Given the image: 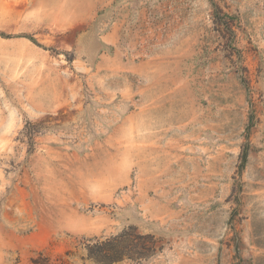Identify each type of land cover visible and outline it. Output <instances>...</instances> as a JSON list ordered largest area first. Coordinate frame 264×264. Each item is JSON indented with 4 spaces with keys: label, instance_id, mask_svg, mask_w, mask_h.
<instances>
[{
    "label": "rangeland",
    "instance_id": "rangeland-1",
    "mask_svg": "<svg viewBox=\"0 0 264 264\" xmlns=\"http://www.w3.org/2000/svg\"><path fill=\"white\" fill-rule=\"evenodd\" d=\"M130 227L264 264V0H0V264Z\"/></svg>",
    "mask_w": 264,
    "mask_h": 264
},
{
    "label": "trees",
    "instance_id": "trees-1",
    "mask_svg": "<svg viewBox=\"0 0 264 264\" xmlns=\"http://www.w3.org/2000/svg\"><path fill=\"white\" fill-rule=\"evenodd\" d=\"M155 238L142 236L130 227L109 238H94L85 244L86 257L95 264H116L124 260L144 261L155 254ZM70 256V255H68Z\"/></svg>",
    "mask_w": 264,
    "mask_h": 264
}]
</instances>
